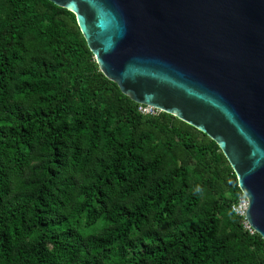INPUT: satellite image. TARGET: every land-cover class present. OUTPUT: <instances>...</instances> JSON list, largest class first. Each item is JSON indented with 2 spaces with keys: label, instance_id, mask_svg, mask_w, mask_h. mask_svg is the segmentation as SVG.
<instances>
[{
  "label": "trees",
  "instance_id": "obj_1",
  "mask_svg": "<svg viewBox=\"0 0 264 264\" xmlns=\"http://www.w3.org/2000/svg\"><path fill=\"white\" fill-rule=\"evenodd\" d=\"M139 107L72 12L0 0V264H264L218 144Z\"/></svg>",
  "mask_w": 264,
  "mask_h": 264
},
{
  "label": "water",
  "instance_id": "obj_2",
  "mask_svg": "<svg viewBox=\"0 0 264 264\" xmlns=\"http://www.w3.org/2000/svg\"><path fill=\"white\" fill-rule=\"evenodd\" d=\"M138 105L215 141L264 240V0H49Z\"/></svg>",
  "mask_w": 264,
  "mask_h": 264
},
{
  "label": "built area",
  "instance_id": "obj_3",
  "mask_svg": "<svg viewBox=\"0 0 264 264\" xmlns=\"http://www.w3.org/2000/svg\"><path fill=\"white\" fill-rule=\"evenodd\" d=\"M139 112L140 114L144 116H152V117H156L160 115V113H162V111L157 108L150 107V106H144V105H140ZM249 206H250V203L248 199L245 197L244 199L240 200L237 204H235L232 207V211L237 216L242 217L244 219V223H243L244 229L248 231L251 235H256L257 232L251 227L248 220L246 219Z\"/></svg>",
  "mask_w": 264,
  "mask_h": 264
}]
</instances>
